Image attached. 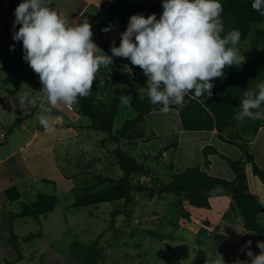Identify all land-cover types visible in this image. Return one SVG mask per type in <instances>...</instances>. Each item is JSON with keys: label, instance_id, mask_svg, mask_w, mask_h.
<instances>
[{"label": "crops", "instance_id": "1", "mask_svg": "<svg viewBox=\"0 0 264 264\" xmlns=\"http://www.w3.org/2000/svg\"><path fill=\"white\" fill-rule=\"evenodd\" d=\"M150 1L163 2V0H79L72 23L76 24L84 10L95 11L98 14L97 20L104 22L110 29L107 34L101 36L97 29L92 27V38L102 51L104 42L115 41L119 46L120 34L126 30L131 17L127 13L128 5L130 3L146 5ZM56 7L59 13L67 17L66 8L63 9L62 5ZM148 15L147 12L144 16ZM121 59L124 70L127 71V76H123L125 87L147 93V77L143 71L132 65L130 60ZM245 61V68L243 66L242 68L249 75L248 64L252 59L249 57ZM14 62L4 66H11ZM35 87L39 89L36 84ZM122 95L129 94L122 92L120 103ZM20 96H15L11 100L5 94H0V264H76L57 251L52 244L62 241L66 236L70 237L67 239L69 244L78 243L82 232L80 228L90 218L87 212L85 214V210L76 212L72 206L75 198L85 191L83 182L90 186L91 191H95L108 184L104 181L99 182L98 178L104 180L122 175L114 158L113 150L116 144L106 140V132L92 128L91 119L84 116L75 106L68 108L60 104L54 108L52 119L56 121L55 126L52 130L46 131L38 122V117L44 114L43 109L48 107L47 102L41 98L42 93L40 91L32 93L35 106L19 103ZM120 103L119 111L113 120V131L121 126L125 119L137 114L132 107L129 109L125 105L126 111L122 113L120 125L116 126L121 109ZM17 117H20V120L9 131L10 125ZM141 125L142 135L135 139L129 153L144 162L150 172L169 176L189 166L203 164V147L207 145L213 146L216 151L208 154L209 165L208 167L202 165V168L213 176L232 180L235 175L229 160L245 161L247 190L258 197L262 206L257 218L258 230L244 227L242 215L233 206L229 194L222 189L209 192L207 207L195 206L182 196L172 193L151 197L147 191L132 193L129 201L117 199L101 202L93 207L97 208L105 203L111 207L115 201H124V206L117 207L116 210L126 212L114 217L113 227L120 226L122 221H126L125 217L130 225L141 221L148 224L154 219L160 220L162 225H169L171 229L166 233L167 237L182 243L186 249L181 253L182 257L193 252L191 255L199 259L200 256L206 255L209 259L208 264H213L219 255L223 257L225 264H236L238 260L251 264V258L246 254L249 247L247 242L252 241L250 249L254 254L261 251L257 247V241L264 242L262 209L264 183L254 174L252 163L246 160L251 157L257 168L264 173V125H260L248 140L245 152L237 145L219 139L216 130L184 129L179 108L171 107L167 113L160 110L150 111L145 115ZM148 178L146 177L145 181ZM11 186H16L21 193L19 200L10 201L5 195V190ZM38 192L56 196L57 203L61 193L70 194L64 203L65 215H54L56 209L54 208L43 216V220L40 217L36 219L6 216L9 210L18 208L20 201L30 202ZM177 199L181 200L179 205L175 204ZM140 203L147 205L145 213L139 208ZM167 205L171 207L167 209ZM88 206L79 208L89 211ZM38 230L42 231L39 236L23 239V236ZM11 231L16 234L19 241V260L18 253L9 242ZM163 240L166 241V238ZM70 255L79 264H97L96 256L90 263L82 251H71Z\"/></svg>", "mask_w": 264, "mask_h": 264}, {"label": "clouds", "instance_id": "2", "mask_svg": "<svg viewBox=\"0 0 264 264\" xmlns=\"http://www.w3.org/2000/svg\"><path fill=\"white\" fill-rule=\"evenodd\" d=\"M53 0H21L15 8L13 40L22 41L23 59L39 77L42 99L48 104L38 122L46 131L56 121L52 110L63 104L73 107L87 97L100 68L109 67L113 57H121L139 67L147 77V96L151 104H161L167 113L172 105L183 106L184 97L212 95L215 78L224 70L241 65L245 57L238 47L239 29L225 34L220 0H163L162 14H134L120 36L119 46L113 41L111 55H98L92 26L86 19L75 25L59 13ZM254 11L264 16V0H252ZM104 28L102 31H109ZM14 48V45L10 46ZM238 119L264 120V82L257 89L243 93ZM131 95L121 102L129 104ZM144 97L141 96L142 100ZM19 103L35 106L30 91H25ZM243 234L244 232H240ZM252 241L247 242L251 264H264V242L254 254ZM213 264H225L221 255ZM236 264L247 262L236 261Z\"/></svg>", "mask_w": 264, "mask_h": 264}, {"label": "trees", "instance_id": "3", "mask_svg": "<svg viewBox=\"0 0 264 264\" xmlns=\"http://www.w3.org/2000/svg\"><path fill=\"white\" fill-rule=\"evenodd\" d=\"M223 5L222 20L224 23L225 34L233 29H239L241 38L245 39L250 35L253 23L261 21L264 17L251 7L252 0H220ZM161 1H150L146 5L130 3L127 13L145 15L155 13L157 18L162 14ZM57 10V9H56ZM58 11V10H57ZM88 20L92 27L97 29L99 35L103 36L107 32L102 31L108 26L98 21V14L93 10H84L78 17L76 24ZM19 25L13 27V23H6L3 26V33L13 39L14 31L19 29ZM257 35L264 34V28H259L255 32ZM22 42V41H18ZM116 44V43H115ZM16 56L15 62L11 67H19L25 61L23 59V49L4 43ZM111 42H104L102 45L103 54L111 55ZM118 46V44H116ZM9 67V66H4ZM115 67L119 68L121 76H127L121 57H113V63L109 67H104L102 74H97L92 90L87 97L80 98L75 107L79 108L84 116L91 119V127L107 133L106 140L116 144L113 150L115 159L122 175L118 178H105L98 181L108 182V184L98 190L86 194H80L72 203L74 207H84L97 205L105 201L124 199L129 201L132 193L147 191L152 197L172 193L182 196L189 203L195 206H209L208 194L211 190H225L233 206L238 209L243 217V224L246 229L258 230L257 218L261 209L258 197L247 190V178L245 172V161L241 159L229 160L234 178L228 180L222 177L209 174L204 168L209 165L208 154L215 152L211 145L203 147V164H195L185 168L183 171L164 176L156 172H150L144 162L137 160L126 149L127 141L137 139L140 135L132 136V132L137 127H141L145 120V115L153 110H160L161 104L153 105L150 103L147 93L125 87L123 81L120 86H112L109 78V71ZM214 87L210 97L207 94L199 98L194 97V93H188L185 97L183 106L172 105L179 108V115L184 129L187 130H216L218 138L237 145L243 152L247 151L246 143L255 134L260 125H264V120H251L245 118L238 119V111L241 109L243 93L247 90H256L248 74L238 66H231L224 70L223 77L215 78ZM36 86L41 89L39 79H36ZM125 92L131 95L130 106L137 113L136 116L127 118L122 125L113 131V120L119 111L120 94ZM103 95V99L100 96ZM144 98L141 100L140 97ZM20 120H16L10 125L9 131L15 127ZM142 132V131H141ZM247 162L252 163L254 174L258 175L264 183V173L257 168L251 157ZM149 175V181L143 183L141 177ZM5 195L10 201L18 200L21 197L16 186L8 187ZM57 203L54 195H47L42 192L36 194V199L32 203H23L19 210L9 211L10 218L32 217L38 219L41 215L51 212ZM181 203L180 199L175 201L176 205ZM126 210L111 211V222L108 226L113 227L114 216L125 213ZM261 232V231H259ZM41 230L30 232L23 236L24 240L39 236ZM9 242L18 253L17 260L20 259L19 241L15 233L10 232Z\"/></svg>", "mask_w": 264, "mask_h": 264}, {"label": "rangeland", "instance_id": "4", "mask_svg": "<svg viewBox=\"0 0 264 264\" xmlns=\"http://www.w3.org/2000/svg\"><path fill=\"white\" fill-rule=\"evenodd\" d=\"M20 2L21 0H0V92H2L0 94H5L7 98L11 100L25 91H30L31 94L40 91V88L37 89L35 87L36 78L39 77L34 73L26 61L19 67H4V65L11 64L16 60V56L8 47L4 46V43H12L23 49L22 42L15 41L3 33V26L6 23L14 22L15 8ZM77 2H79V0H53L52 6L57 8L56 5H62L63 9L66 8L69 22L73 24L72 20L77 10ZM259 28H264V17L261 21L252 24L250 35L243 40L240 39L238 45L245 60L249 59V57L252 59L251 63L248 64V76L253 87L256 89L259 83L264 82V34L257 35L255 33ZM97 54L102 55V51H98ZM245 60L244 62H246ZM244 62L238 67L243 69V66L245 68ZM103 71L104 67L102 66L98 74H102ZM109 78L112 81V86H120L124 80L117 67L109 71ZM100 98L103 99V95H101ZM125 105L129 109L131 108L130 104L120 103L121 109L116 119V126L120 125L119 120L122 113L126 111ZM240 111L241 109L238 111V114ZM141 131L142 125L132 132V136H141ZM134 143L135 139L127 141L126 149L129 151ZM135 153L136 151L134 150L133 154ZM146 177H149V175H144L140 178L143 183L149 181V178L145 181ZM83 188L85 191L81 192V194L91 192L90 186L87 185L86 182H83ZM69 197L70 194L66 192L61 193L55 207L56 209H54V215H65L66 212L63 210V208H65L64 203ZM35 199L36 194L30 202L20 201L16 210L9 211H17L23 203L29 204L35 201ZM112 204L113 205L110 207L108 203H105L99 205L97 208L93 207L94 205H89V211L74 207V210H77L76 212L85 210V214L87 212L90 216L86 224L80 228L82 232H80L78 243L69 244L70 242H68L69 240L67 239H70V237L66 236L62 241L52 245L63 256L72 259L76 264L79 263H77L73 257L71 258V251H82L89 258L90 263H92L93 258L96 256L97 264H208L209 259L206 255L200 256L199 259L192 256L193 252H190L192 255L188 254L182 257L181 253L186 251L183 244L176 240L173 241L169 239L166 233L171 227L166 224L162 225L161 221L158 219H154L153 222L150 220L148 224H143V221H141L140 223L130 225L129 220L125 217L126 221H122L120 226L109 228L111 211H116L117 207H123L124 201H115V203ZM109 207L111 208L110 211ZM170 207L171 205H167V209ZM139 208L145 213L147 205L140 203ZM8 212L6 216L10 217ZM67 214H69V211ZM70 215L73 216V214ZM70 215H68V217ZM43 216L44 215L40 216L41 220L44 219ZM164 238H166V241L163 240Z\"/></svg>", "mask_w": 264, "mask_h": 264}, {"label": "built area", "instance_id": "5", "mask_svg": "<svg viewBox=\"0 0 264 264\" xmlns=\"http://www.w3.org/2000/svg\"><path fill=\"white\" fill-rule=\"evenodd\" d=\"M68 108H72V107H68Z\"/></svg>", "mask_w": 264, "mask_h": 264}, {"label": "water", "instance_id": "6", "mask_svg": "<svg viewBox=\"0 0 264 264\" xmlns=\"http://www.w3.org/2000/svg\"><path fill=\"white\" fill-rule=\"evenodd\" d=\"M264 210V208H262Z\"/></svg>", "mask_w": 264, "mask_h": 264}]
</instances>
